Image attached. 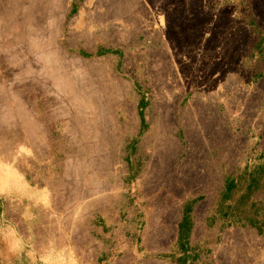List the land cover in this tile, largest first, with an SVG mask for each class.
<instances>
[{
	"label": "rangeland",
	"instance_id": "obj_1",
	"mask_svg": "<svg viewBox=\"0 0 264 264\" xmlns=\"http://www.w3.org/2000/svg\"><path fill=\"white\" fill-rule=\"evenodd\" d=\"M243 1L0 0V264H171L154 256L175 252L197 196L194 264H264V234L215 214L228 175L264 154V0ZM96 43L123 60L66 52ZM135 81L150 134L126 159Z\"/></svg>",
	"mask_w": 264,
	"mask_h": 264
},
{
	"label": "trees",
	"instance_id": "obj_2",
	"mask_svg": "<svg viewBox=\"0 0 264 264\" xmlns=\"http://www.w3.org/2000/svg\"><path fill=\"white\" fill-rule=\"evenodd\" d=\"M243 5H247V1H243ZM76 7V2L72 3V10ZM73 12V11H71ZM75 12V11H74ZM73 12L72 16L75 15ZM252 14V13H250ZM71 18L68 14L66 22ZM65 22V24H66ZM249 25L255 26L252 20L248 21ZM258 39L253 45V49L260 52L261 46L264 45V36L262 31H258ZM66 52L76 55L84 59L99 58L103 56H116L119 62L124 58L123 50L113 47H105L101 43H96L92 51L83 50L80 47H67ZM146 84V83H145ZM135 89L139 95L137 100V109L140 120L139 132L133 138L125 141V149L127 151L126 159L130 154L137 152L136 144L143 134L149 135L150 128L145 122V109L150 106L147 98L150 89L145 88L141 83L134 82ZM238 192L237 198L233 201L234 194ZM215 201V214L219 212L225 220L222 229L230 227H238L249 229L257 235L264 234V154H260L259 162L252 168L244 165L241 169H236L230 173L224 180L221 191L217 194ZM204 199V196L190 197L186 199L181 208V216L177 223L175 252L159 253L154 257L166 260L171 264H194L199 257V247L192 246L194 228V209L195 206ZM233 201V202H232ZM207 221V219H206ZM210 221L214 219L210 218ZM111 220L102 215L97 216L95 228L102 235L110 232L112 225Z\"/></svg>",
	"mask_w": 264,
	"mask_h": 264
},
{
	"label": "clouds",
	"instance_id": "obj_3",
	"mask_svg": "<svg viewBox=\"0 0 264 264\" xmlns=\"http://www.w3.org/2000/svg\"><path fill=\"white\" fill-rule=\"evenodd\" d=\"M37 59L44 64V68L41 69L42 72L46 69L51 70L56 60V54L54 51L49 50L42 52L41 55L37 57Z\"/></svg>",
	"mask_w": 264,
	"mask_h": 264
},
{
	"label": "bare ground",
	"instance_id": "obj_4",
	"mask_svg": "<svg viewBox=\"0 0 264 264\" xmlns=\"http://www.w3.org/2000/svg\"><path fill=\"white\" fill-rule=\"evenodd\" d=\"M157 13V12H156ZM124 18V17H123ZM125 18H126V16H125ZM145 18V17H144ZM130 19V18H129ZM142 21V20H141ZM145 22V21H144ZM120 24V23H119ZM118 24V25H119ZM130 27V26H129ZM135 27V26H134ZM25 28V27H24ZM127 28V27H126ZM25 30V29H24ZM138 30V29H137ZM27 33V32H26ZM22 38H25V37H22ZM28 39H26V41H27ZM167 46V45H166ZM165 50V49H164ZM163 50V51H164ZM158 53V52H157ZM152 54V53H151ZM153 68V67H152ZM39 94V93H38ZM26 136V135H25ZM23 149L25 150V148L23 147ZM21 150V149H20ZM23 151V150H22ZM26 151V150H25ZM27 152V151H26ZM24 153V152H23ZM20 154V153H19ZM27 155V154H26ZM18 156V155H17ZM26 157V156H25ZM15 158V157H14ZM12 160V159H11ZM9 162V161H8ZM8 165V164H7ZM7 165H5V167L7 166ZM11 165V164H10ZM13 166V165H12ZM11 166V167H12ZM8 167V166H7ZM13 169V168H12ZM24 202V201H23ZM35 214V213H34ZM24 215V214H23ZM68 255V254H67Z\"/></svg>",
	"mask_w": 264,
	"mask_h": 264
}]
</instances>
